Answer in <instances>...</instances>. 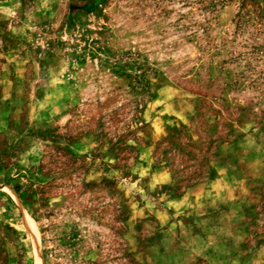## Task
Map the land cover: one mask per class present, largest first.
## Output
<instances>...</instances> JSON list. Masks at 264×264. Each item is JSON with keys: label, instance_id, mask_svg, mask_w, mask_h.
Returning a JSON list of instances; mask_svg holds the SVG:
<instances>
[{"label": "rangeland", "instance_id": "374dc122", "mask_svg": "<svg viewBox=\"0 0 264 264\" xmlns=\"http://www.w3.org/2000/svg\"><path fill=\"white\" fill-rule=\"evenodd\" d=\"M264 264V0H0V264Z\"/></svg>", "mask_w": 264, "mask_h": 264}, {"label": "bare ground", "instance_id": "6f19581e", "mask_svg": "<svg viewBox=\"0 0 264 264\" xmlns=\"http://www.w3.org/2000/svg\"><path fill=\"white\" fill-rule=\"evenodd\" d=\"M36 264H42L41 261L39 260V258H37Z\"/></svg>", "mask_w": 264, "mask_h": 264}]
</instances>
